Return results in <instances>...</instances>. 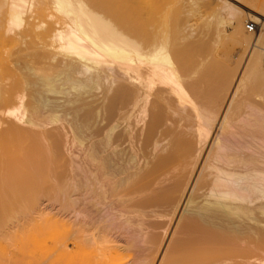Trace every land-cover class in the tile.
Segmentation results:
<instances>
[{
    "label": "bare ground",
    "instance_id": "6f19581e",
    "mask_svg": "<svg viewBox=\"0 0 264 264\" xmlns=\"http://www.w3.org/2000/svg\"><path fill=\"white\" fill-rule=\"evenodd\" d=\"M235 1L262 24L249 38ZM252 2L178 0L179 22L160 0H3L0 225L28 207L43 219L54 193L62 211L80 207L87 242L157 252L171 236L165 252L185 264H264V6ZM230 29L259 50L236 86L194 55L203 34ZM251 79L262 99L233 112ZM31 191L48 195L31 204Z\"/></svg>",
    "mask_w": 264,
    "mask_h": 264
},
{
    "label": "rangeland",
    "instance_id": "374dc122",
    "mask_svg": "<svg viewBox=\"0 0 264 264\" xmlns=\"http://www.w3.org/2000/svg\"><path fill=\"white\" fill-rule=\"evenodd\" d=\"M2 1L3 0H0V4ZM35 1H36V7H38V6L51 5L55 0H46V1L35 0ZM160 1L168 14L174 13L175 14L174 17H176L179 20V22L180 21L183 22L182 21L183 18H181L180 16L181 5H176L178 3V0H160ZM180 1L183 2V0ZM217 2L218 0H211L212 6L215 7ZM235 2L233 3L239 6L241 9H243L242 18L244 20L242 21L240 26L243 27L245 35L247 34L246 36L247 38H249L250 35H252L251 34L252 32H249L247 30L246 23L253 20L247 17V13L253 11H250L248 8L243 6L241 4L242 2L241 3L238 2L235 3ZM250 4L256 6H264V0H253V2ZM209 13H211V8H205V7L201 8L200 12L197 13L196 16H194L191 19L192 21H190L191 22L190 24L192 23L198 24L200 22L199 25H201L202 22L201 14L203 17H206ZM36 14H37L36 22H40L42 19L41 12L37 10ZM253 22L257 25L255 21ZM257 26L261 28L262 24L259 23ZM258 27H256V29ZM231 32H232L231 29L229 31L227 30L226 32H222L217 42H215V40L217 39L216 34L214 33L203 34L201 39H199V41L197 42V44L199 43L198 44L199 47L198 48L196 47L195 50L197 52L194 51V55L199 57L203 61L205 67H208L210 69L213 68L212 72H217V70L218 72H220L219 70H221L222 68L233 72L235 76L234 85L236 86L240 79L239 77H241V75L243 74L246 64L255 55H257L259 50H255L252 54V51L250 50L251 49L250 46H245L246 43L243 44L242 42H240V39L242 37L241 36L232 37ZM254 33L255 32H253V34ZM225 36H227V38ZM204 46H207V48L205 49ZM215 59H218L220 62H218V60L216 61ZM210 69H207L205 71L207 75L211 73V71H209ZM261 84L262 83L259 80H254V79L249 80L247 86L244 89H240L237 92L236 96L233 98L234 103H233L232 111L233 112H236V110L238 111V108H240L239 107L240 104L246 99L250 98L255 101H260L262 99L260 97V94L262 93L263 90V86ZM230 95H231V91L227 97V100L230 98ZM0 161L2 160L0 159ZM35 194L36 193L32 191L28 193V195L30 196V197L28 196L29 203H31L30 201H32L31 204L34 203L37 204L38 200L40 199H41L40 201L44 200L43 198L44 194H45L44 197L48 195V194L46 195V193H43V195H41L42 193L39 194L37 192V194L40 195L38 199L37 197L33 196ZM53 194L54 193L49 194L52 197L49 196L46 197V198H50L49 200L48 199H46V201L44 200L45 204L48 201V203L51 205H49V208L44 211L43 219L34 220L29 218L27 221V218L29 216L31 217V210H33L31 207L21 208L24 210V212L23 210L17 208H13V209L7 208L8 210L6 209L8 213V215L6 213L7 216L13 215L14 212L17 211H18L17 213L21 211V213L26 214V216L23 214L19 218L20 220H22L23 218L22 220L23 223L21 224H19L20 222L19 220V222H17L18 225L16 221L15 224L13 222H11L12 224L8 222L7 224L3 223L0 225L2 226L0 227V264H134L135 261L139 260L138 258L140 257L143 258L142 253L143 255H145V257L147 256L149 257V259L152 258L153 264H168V262L172 260L174 261V264L176 263L185 264V259L184 258L182 259L181 255L178 256L177 254L171 255L168 253V251L165 252V250L168 248L171 236L170 237L166 236V238L161 244V247L158 249L157 252L153 251L154 248L151 246L152 245L151 242L147 240H144V242H138L139 244H137L136 242L135 245L134 243H132L131 245L127 244L126 246L130 247V249L127 248V250L121 249L120 245L122 244L121 243L118 244V242H116V239L112 240L114 243L112 241L110 243L109 242L100 243L94 241L87 242L86 241L87 235L93 232V230L91 228V225H89L88 222L84 219L83 215L80 214V207L77 208V210H72L73 207H70L66 211L64 210L62 211L61 207L57 205L56 201H55L56 203L55 205L54 203H51L52 200H54L53 196H55V194L54 195ZM1 199L2 198H0V200ZM34 200L37 202H35ZM58 204H60V202ZM3 210H1L2 214H5L6 211ZM27 213H29L30 215ZM175 221L176 220H174L173 223L171 224V228H170L171 232L175 228ZM146 226L147 228L145 229H148L147 231L150 232L156 231V230L153 231L154 227L152 229L151 225L146 224L145 227ZM72 233L74 235L71 237ZM123 240H125L124 237L121 238V241ZM98 243L102 245L100 246V244ZM133 246L134 247L137 246V248L136 247L134 248ZM149 247H150V251L147 250L144 253V250ZM179 256L181 257V259H179L180 258Z\"/></svg>",
    "mask_w": 264,
    "mask_h": 264
},
{
    "label": "built area",
    "instance_id": "2783aa9c",
    "mask_svg": "<svg viewBox=\"0 0 264 264\" xmlns=\"http://www.w3.org/2000/svg\"><path fill=\"white\" fill-rule=\"evenodd\" d=\"M256 24L253 21L247 22L246 28L249 32H254L256 30Z\"/></svg>",
    "mask_w": 264,
    "mask_h": 264
}]
</instances>
